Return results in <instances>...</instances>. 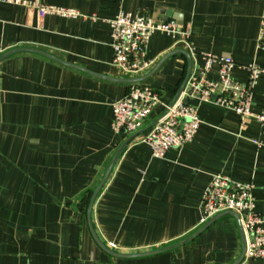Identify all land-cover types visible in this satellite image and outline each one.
<instances>
[{
    "label": "crops",
    "instance_id": "0c3cea01",
    "mask_svg": "<svg viewBox=\"0 0 264 264\" xmlns=\"http://www.w3.org/2000/svg\"><path fill=\"white\" fill-rule=\"evenodd\" d=\"M42 2L85 17H42L0 1V264H264L245 257L239 217L224 212L201 223L215 174L252 182L264 216V124L252 117L242 127L233 110L189 100L202 120L191 142L157 158L142 141L180 92L189 69L183 51L192 70L205 53L231 55L241 80L246 65L264 68V0ZM122 11L181 28L153 33V63L135 76L112 63L108 20ZM134 83L157 90L162 102L142 128L116 133L113 104ZM252 110L264 112V73Z\"/></svg>",
    "mask_w": 264,
    "mask_h": 264
},
{
    "label": "built area",
    "instance_id": "2783aa9c",
    "mask_svg": "<svg viewBox=\"0 0 264 264\" xmlns=\"http://www.w3.org/2000/svg\"><path fill=\"white\" fill-rule=\"evenodd\" d=\"M2 2L34 7L39 15H59L66 18L85 17L73 8L44 4L42 0H0ZM111 26L112 63L125 75L135 76L147 70L153 63L148 57V44L154 32L162 31L176 35L181 33L179 23L174 20H156L142 13L122 11L108 20ZM258 47L264 50V15L258 35ZM203 64L191 69L184 88L176 100L166 104L161 116L152 125L143 142L152 155L162 158L171 148H182L196 136L202 120L198 107L189 100L212 102L241 116L243 127L248 118H256L264 124V112L252 110L256 85L264 68L252 62L246 65L248 78L241 80L233 76L236 61L231 55H202ZM214 68L216 73L214 74ZM162 98L160 93L146 84H132L125 96L113 104V129L116 133H132L142 128ZM258 147L259 139L252 140ZM255 185L252 182L233 180L224 174L211 177L202 199L201 223H206L224 212L238 214L245 236V257L264 259V216L256 208ZM111 247H116L110 243ZM203 264H211L205 262Z\"/></svg>",
    "mask_w": 264,
    "mask_h": 264
},
{
    "label": "water",
    "instance_id": "95a60500",
    "mask_svg": "<svg viewBox=\"0 0 264 264\" xmlns=\"http://www.w3.org/2000/svg\"><path fill=\"white\" fill-rule=\"evenodd\" d=\"M169 15H170V12H167V17H168ZM166 19H167V18H166ZM36 51H38V52L42 53L43 55H46V56H48V57H50V58H53V59H55V60H57V61H60V62L65 63L63 60H61V59H59V58H57V57H54V56H52L51 54H48L47 52L39 51V50H36ZM183 53L186 54L187 57H188V60H189V69H188V73H187V76H186V78H185V81L183 82V84H182V86H181L180 91L184 88V86H185V84H186V82H187V79H188V77H189V74H190V72H191V58H190V56H189V54H188L187 52L183 51ZM136 80H137V79H135V80H131V81H136ZM109 173H110V169L108 170V172H107V174H106L104 180H103L102 183L100 184V186L95 190V192H94L93 195H92L91 202H90V207H89V214H90V211H91V209H92V205H93V203H94V200H95L97 194L99 193L100 189L102 188V186H103V184H104L106 178L108 177ZM225 213H231V214H233V215H235V216L238 217V214H236L235 212H225ZM241 259H242V258H241ZM239 261H240V260H239ZM236 264H237V263H236Z\"/></svg>",
    "mask_w": 264,
    "mask_h": 264
},
{
    "label": "trees",
    "instance_id": "16d2710c",
    "mask_svg": "<svg viewBox=\"0 0 264 264\" xmlns=\"http://www.w3.org/2000/svg\"><path fill=\"white\" fill-rule=\"evenodd\" d=\"M92 193H93V190H92Z\"/></svg>",
    "mask_w": 264,
    "mask_h": 264
}]
</instances>
